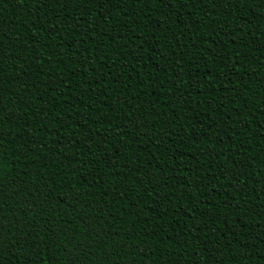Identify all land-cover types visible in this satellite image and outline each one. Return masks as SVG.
<instances>
[{"label":"trees","instance_id":"1","mask_svg":"<svg viewBox=\"0 0 264 264\" xmlns=\"http://www.w3.org/2000/svg\"><path fill=\"white\" fill-rule=\"evenodd\" d=\"M0 264H264V0H0Z\"/></svg>","mask_w":264,"mask_h":264}]
</instances>
